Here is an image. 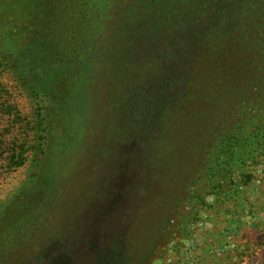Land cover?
I'll list each match as a JSON object with an SVG mask.
<instances>
[{
	"label": "rangeland",
	"instance_id": "rangeland-1",
	"mask_svg": "<svg viewBox=\"0 0 264 264\" xmlns=\"http://www.w3.org/2000/svg\"><path fill=\"white\" fill-rule=\"evenodd\" d=\"M1 15L0 38L14 20ZM238 48L183 95L194 60L173 54L153 90L166 88L163 103L149 87L111 85L98 61L86 80L74 64L44 71L39 96L1 65L0 264H264V53ZM39 103L49 113L36 127ZM18 153L24 164L9 167Z\"/></svg>",
	"mask_w": 264,
	"mask_h": 264
},
{
	"label": "trees",
	"instance_id": "trees-1",
	"mask_svg": "<svg viewBox=\"0 0 264 264\" xmlns=\"http://www.w3.org/2000/svg\"><path fill=\"white\" fill-rule=\"evenodd\" d=\"M83 10L98 21L97 31L90 33L89 20L85 19L88 14ZM8 12L15 22H10L0 38V66L17 78L27 96H39L45 88L44 71L64 72L68 64H74L79 78L86 80L91 71L82 72L83 69L95 66L97 61V73L105 76V81L112 78L111 85L120 82L119 89L134 84L137 89L149 87L157 91L164 76L163 66L169 63L165 60L173 54L183 61L194 60L181 83L182 95L190 94L196 84L207 81L204 73L213 71L207 70L208 63L219 61L221 55L233 58L234 46L242 54L247 50H257L252 53L257 56L264 53V0H0V22L7 18L1 13ZM194 27L196 36L180 38L177 34ZM17 33L22 47L15 52L7 44ZM147 38L168 41L151 43ZM76 39L84 46L95 39L96 45L89 47L92 51L87 55L77 57L68 51L69 44ZM178 48L182 49L180 53ZM149 71L155 74L148 78ZM138 77L146 80L141 86ZM245 87L250 88L247 83ZM155 91L147 98L151 102L160 94L159 103L170 99L165 87L154 96ZM37 111L34 124L39 127V121H44L49 112L40 103ZM19 154L6 157L9 167L24 164V157ZM144 237L140 233L135 239L142 244L146 242Z\"/></svg>",
	"mask_w": 264,
	"mask_h": 264
}]
</instances>
